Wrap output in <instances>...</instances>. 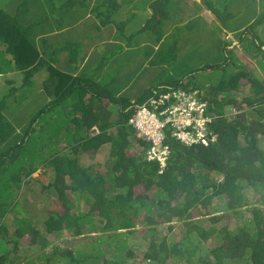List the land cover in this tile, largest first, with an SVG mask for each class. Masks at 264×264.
<instances>
[{
    "label": "trees",
    "instance_id": "16d2710c",
    "mask_svg": "<svg viewBox=\"0 0 264 264\" xmlns=\"http://www.w3.org/2000/svg\"><path fill=\"white\" fill-rule=\"evenodd\" d=\"M230 2L0 0V73L19 83L0 92V264H264V14L232 27ZM184 30L212 33L216 63L124 95L111 61L149 59L141 39L171 64ZM178 93L206 102L216 138L167 131L158 167L128 119Z\"/></svg>",
    "mask_w": 264,
    "mask_h": 264
},
{
    "label": "rangeland",
    "instance_id": "374dc122",
    "mask_svg": "<svg viewBox=\"0 0 264 264\" xmlns=\"http://www.w3.org/2000/svg\"><path fill=\"white\" fill-rule=\"evenodd\" d=\"M197 2H200V0H196ZM236 0H231V2L228 5V12L231 14H236L235 18L230 20V23L232 24V27H240L243 23H247L250 20L251 16H256V14H264V1H252V0H246L245 5H238V1L234 3ZM245 8V11H238L235 8ZM175 10H170V13L173 17V20L171 21V24L173 26H181L179 23L180 18L175 14ZM258 16V15H257ZM223 29V27H222ZM202 31V30H201ZM210 32V31H209ZM207 32L205 35H193L194 33H186L184 30V33L180 35V41L179 42V52L176 54H173V56L177 59L175 61H171V64H164V66H157L154 65V63H150L148 65V60L153 57L154 54L151 53L152 49L154 50V44L150 42H145L141 44V39L135 40L136 44L144 45L145 51L147 54H149V59L143 58V54L139 53L136 55L137 59L135 61L136 65H132V67H125L126 63L128 62L129 58L131 57V53H123L120 54V56L129 54L121 58V61H111L112 66L110 67L109 71L112 72V75L114 76V82L119 87H121V92L124 93V95H130L133 99L137 97V94L142 93L146 88L150 87H157L161 85V83L164 81L170 82L174 80H178L181 77H184L186 74L194 65L199 66L200 64H215L216 63V56L217 52L216 49H213L211 47L214 46L215 43H212L214 41L212 33ZM224 33H227V29H223ZM178 33V32H177ZM254 33L258 36L260 42L264 44V21L262 24H260L258 27L255 28ZM179 35V33H178ZM231 35V32L228 34ZM216 38V37H215ZM183 41L188 42L186 46L183 45ZM181 45L182 51H181ZM135 46V45H134ZM134 46L132 48H134ZM208 46H210V51L208 54H203L205 51L208 50ZM216 48V46H215ZM131 49V48H130ZM192 52V53H191ZM202 55V56H200ZM206 55V56H205ZM204 56V57H203ZM143 58V59H142ZM154 62V61H153ZM171 73H174V75H171ZM214 73H211L209 76H213ZM216 75V74H215ZM205 74H199L197 77L198 80H203ZM8 80H13V73H0V92L4 93L5 90L11 86L18 87L19 83L14 82L13 85L8 86L6 82ZM38 84V83H37ZM36 84V85H37ZM35 85V86H36ZM120 89V88H119ZM118 89V91H119ZM247 88H244L246 90ZM15 94H20V91L17 90ZM35 95H37V92H35ZM242 95H245L243 92L238 93L237 97H241ZM12 100L10 98L7 99L8 103ZM35 100H38V97L35 98ZM38 172L33 174V177H37ZM250 205L255 201L253 194L248 192ZM35 197H32L31 202L35 201L33 199ZM41 210L48 209L52 206L48 201L42 202L40 204ZM245 209V207L243 208ZM216 214V213H215ZM229 220H226L228 223ZM231 224L237 223L234 216H232L230 220ZM229 222V223H230ZM61 242L62 246L66 245V240L64 238H61L60 240H56ZM65 241V242H64Z\"/></svg>",
    "mask_w": 264,
    "mask_h": 264
},
{
    "label": "built area",
    "instance_id": "2783aa9c",
    "mask_svg": "<svg viewBox=\"0 0 264 264\" xmlns=\"http://www.w3.org/2000/svg\"><path fill=\"white\" fill-rule=\"evenodd\" d=\"M162 94L150 100L148 105L134 110L128 124L134 134L148 143L144 158L156 162L158 167H165L170 155L166 144V132L183 145H209L215 140L209 124L213 114L207 111L205 101L191 94Z\"/></svg>",
    "mask_w": 264,
    "mask_h": 264
}]
</instances>
